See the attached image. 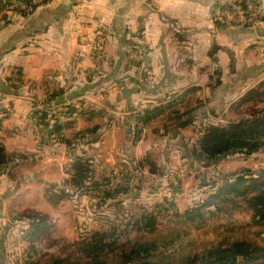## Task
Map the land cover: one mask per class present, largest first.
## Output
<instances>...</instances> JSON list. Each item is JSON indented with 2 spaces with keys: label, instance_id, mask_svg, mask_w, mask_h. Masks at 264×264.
I'll return each mask as SVG.
<instances>
[{
  "label": "crops",
  "instance_id": "0c3cea01",
  "mask_svg": "<svg viewBox=\"0 0 264 264\" xmlns=\"http://www.w3.org/2000/svg\"><path fill=\"white\" fill-rule=\"evenodd\" d=\"M232 1L54 0L29 16H0V146L23 157L0 171V264H24L31 254L23 214L45 216L52 229L61 223L67 205L49 196L69 192L77 159L90 163L95 180L129 179L138 199L147 190L158 196L175 171L189 176L187 163L211 169L184 153L196 145L200 115L224 116L264 87V22L213 19L216 6ZM99 33L107 39L102 54ZM129 46L143 53L141 62ZM196 98L203 105L181 121L191 124L159 126ZM43 102L63 131L41 148L31 120ZM141 109L149 115L137 127Z\"/></svg>",
  "mask_w": 264,
  "mask_h": 264
},
{
  "label": "rangeland",
  "instance_id": "374dc122",
  "mask_svg": "<svg viewBox=\"0 0 264 264\" xmlns=\"http://www.w3.org/2000/svg\"><path fill=\"white\" fill-rule=\"evenodd\" d=\"M220 6L229 9L236 19L244 20L252 18L248 8L251 6L258 14L257 24L264 22V0H233L231 4L216 7ZM213 19L216 20L214 17ZM252 24L241 26L249 27ZM255 91L258 92L255 97L249 96L248 99L239 101L224 116L200 115V127L203 126L201 120L204 121V118L208 119L204 122L206 126H229L252 119L253 115L264 110V87ZM45 102L37 106L31 120L34 135L41 148L59 138L58 134L50 132L59 124V117L55 108L51 111ZM202 105L203 101L199 98L179 104L165 114L159 126H168L176 122L179 116L191 113L192 109H198ZM185 120L189 121V117ZM201 128L196 135V145L189 148V151L187 148L185 154L190 153L195 157L194 151L202 135ZM240 155L242 154L230 155L225 161L216 164H206L202 158L196 156L197 162L200 161L211 169L205 167L206 170L200 172L195 167L197 165L187 163L193 174L190 172L189 176L184 178L181 172H173L166 185L162 186L163 190L158 192V196L149 193V190L145 191L140 199L131 196L129 191L126 195L120 191L126 187L124 180L118 181L111 177L96 180L92 177L87 183L90 190L85 192L69 187L71 196L65 200L66 194L59 195L58 199L49 196L54 203L58 202L59 198L62 199L67 205L64 210L66 212L60 218L61 223L57 228L55 226L52 229L47 223L46 232L35 242L38 254L33 257L45 264L50 258L46 257L45 250L52 248L53 252L50 253L69 255L75 251V243L87 239L95 232H107L112 236L117 228V243L110 240V248L106 250L108 254H100L98 260L92 261L93 264H126L124 258L130 257L131 253L142 247L153 246L158 248L157 252H153L156 264H189L192 261L190 259L195 257L201 264L204 257L215 260L222 256H228L230 260L238 259L236 264H264V223L254 221L252 213L246 210L245 198L233 194L229 196L231 201L226 202L224 200L228 196L225 194L223 199L214 200L213 206H207L210 198L225 186L226 180L234 181L236 176L243 175L250 181L256 180V184L264 183V148L251 157L244 155L240 158ZM200 162L198 165L204 166ZM71 170L72 168L70 172ZM179 181H182V185ZM95 183L101 185L98 192L92 188ZM179 187L180 190L176 191ZM166 189L170 190L167 192ZM124 197L129 198L131 202H122ZM144 216L147 220L138 222L142 221ZM146 224L149 226L148 230L144 229ZM241 250L246 254L239 255L238 251ZM31 254L33 255V252Z\"/></svg>",
  "mask_w": 264,
  "mask_h": 264
},
{
  "label": "trees",
  "instance_id": "16d2710c",
  "mask_svg": "<svg viewBox=\"0 0 264 264\" xmlns=\"http://www.w3.org/2000/svg\"><path fill=\"white\" fill-rule=\"evenodd\" d=\"M258 92L252 91L245 98L248 99L249 96H256ZM244 98V99H245ZM243 101V100H242ZM149 113L147 112L143 118L136 117L137 121H141L142 126L147 120ZM183 115L179 116V120L182 127H186L191 124V119L188 121H182ZM252 119H247L245 121H239L232 123L229 126L211 125L205 126L202 130V135L199 138L198 146L196 147L194 153L195 156H199L203 159L206 164H216L220 161L225 160L230 155L243 154L246 157H251L257 154L261 149L264 148V110L251 117ZM54 126V125H53ZM141 126V127H142ZM140 130V129H138ZM63 128L60 124L54 126L51 133H56L61 135ZM64 141L70 145L71 142L64 139ZM23 159L22 156L19 157H9L6 153L4 147L0 146V171H6L9 166L16 160ZM71 177L65 182L67 188H72L75 191L85 192L90 190L87 183L92 179L94 170L90 163L83 159H77L71 165ZM124 179V178H123ZM127 186L120 189L121 192L126 194L129 190L128 182L129 179H124ZM107 182V181H105ZM256 180L250 181L245 176H236L234 181L226 180L225 186L222 187L215 196H212L207 203V206H213V201L216 199H223V195H227V199L224 201H231L229 196L235 194L239 197H243L245 204L247 205L246 210L252 213V218L257 223H264V183L256 184ZM248 184H251L248 186ZM97 192L100 190L101 185L99 183L93 184L92 187ZM247 188V191L243 189ZM119 191V192H120ZM236 192V193H234ZM64 196V200L70 195V191H60V194L53 193L54 199H58L59 195ZM229 198V199H228ZM53 202L52 198L50 197ZM61 202L62 199L57 200ZM56 202V203H58ZM54 203V202H53ZM55 203V204H56ZM19 219L30 220V232L27 235V240L30 242V254L29 258L24 261V264H41L39 259H35L34 255L38 254L35 247V242L39 241L41 235L47 230V218L39 214H23ZM142 221L146 219L144 216ZM149 226L146 224L144 229L148 230ZM110 236L107 232L99 233L95 232L87 239L77 242L74 244L76 246L75 251L69 255L62 256L58 253L47 252L46 257H50L45 264H93L92 261L99 259L100 254L107 255V249L110 248V240L114 242L118 240L117 232ZM114 238V239H113ZM117 243V241H116ZM116 245V244H115ZM158 248L153 246L142 247L130 254V257L124 258L126 264H156L153 252H157ZM76 253V254H75ZM239 255L246 254L244 250L238 251ZM126 256V254H124ZM143 256V257H142ZM249 256V255H248ZM204 257L201 259V264H236L238 259L234 258L230 260L227 257H218L215 260H211V257ZM149 259V260H148ZM189 264H199L198 260L195 258ZM189 260V261H190ZM197 260V261H196ZM100 264V263H98Z\"/></svg>",
  "mask_w": 264,
  "mask_h": 264
},
{
  "label": "built area",
  "instance_id": "2783aa9c",
  "mask_svg": "<svg viewBox=\"0 0 264 264\" xmlns=\"http://www.w3.org/2000/svg\"><path fill=\"white\" fill-rule=\"evenodd\" d=\"M54 0H0V16L4 19L5 17L11 15V14H20V15H31L33 14L39 7L45 6L48 3ZM250 10V14L252 18L250 17L249 20H244L243 18L236 19V17H233L232 13L229 11V9L224 7H216L214 10V18L216 21H228V24H236V25H246L249 23H253V25L257 24V15L251 6L248 7ZM255 23V24H254ZM107 43L106 37L99 33L96 39L95 43V51L99 54H102L105 48V45ZM129 53L131 55V59L135 62H141L143 59V53H141L138 49H135L131 46H129ZM146 112L145 109H141L138 111L137 116L139 118H143L145 116ZM137 127H141L142 123L141 121L136 122Z\"/></svg>",
  "mask_w": 264,
  "mask_h": 264
}]
</instances>
